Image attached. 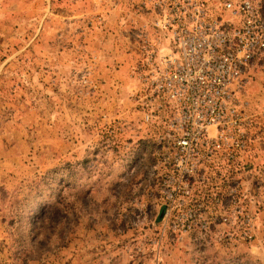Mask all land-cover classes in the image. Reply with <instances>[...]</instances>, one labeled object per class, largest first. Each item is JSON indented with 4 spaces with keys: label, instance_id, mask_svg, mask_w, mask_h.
I'll use <instances>...</instances> for the list:
<instances>
[{
    "label": "rangeland",
    "instance_id": "obj_1",
    "mask_svg": "<svg viewBox=\"0 0 264 264\" xmlns=\"http://www.w3.org/2000/svg\"><path fill=\"white\" fill-rule=\"evenodd\" d=\"M138 6L0 0V264H264V134L250 172L230 180L254 225H182L178 207L165 215L132 95L150 20ZM242 83L259 114L264 55Z\"/></svg>",
    "mask_w": 264,
    "mask_h": 264
},
{
    "label": "built area",
    "instance_id": "obj_2",
    "mask_svg": "<svg viewBox=\"0 0 264 264\" xmlns=\"http://www.w3.org/2000/svg\"><path fill=\"white\" fill-rule=\"evenodd\" d=\"M138 7L150 20L138 34L132 95L169 201L165 215L178 207L182 225H254L246 191L230 180L250 172L264 134V107L258 114L240 94L246 69L264 55L262 5L139 0Z\"/></svg>",
    "mask_w": 264,
    "mask_h": 264
},
{
    "label": "trees",
    "instance_id": "obj_3",
    "mask_svg": "<svg viewBox=\"0 0 264 264\" xmlns=\"http://www.w3.org/2000/svg\"><path fill=\"white\" fill-rule=\"evenodd\" d=\"M262 9H263V11H264V8H263V6H262Z\"/></svg>",
    "mask_w": 264,
    "mask_h": 264
}]
</instances>
